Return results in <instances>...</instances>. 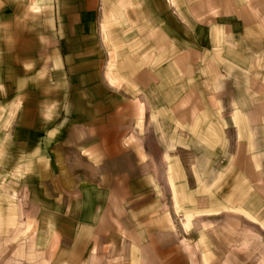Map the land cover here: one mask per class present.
Wrapping results in <instances>:
<instances>
[{"label": "rangeland", "instance_id": "374dc122", "mask_svg": "<svg viewBox=\"0 0 264 264\" xmlns=\"http://www.w3.org/2000/svg\"><path fill=\"white\" fill-rule=\"evenodd\" d=\"M115 1L127 10L114 9ZM150 1L0 0V264H139L137 236L152 229L181 247L186 264H264V203L230 167L234 131L215 117L176 126L158 89L149 90L147 124L171 148L173 191L162 183L168 162L157 144L156 160L143 154L142 172L154 184L122 185L120 216L109 227H99L94 209L80 222L82 209L58 196V171L97 175L81 153L91 121L83 104L105 109L115 101L99 97L101 80L121 96L135 93L122 71L135 66L141 42L122 37L143 35L151 20L154 47L161 45L169 0Z\"/></svg>", "mask_w": 264, "mask_h": 264}, {"label": "crops", "instance_id": "0c3cea01", "mask_svg": "<svg viewBox=\"0 0 264 264\" xmlns=\"http://www.w3.org/2000/svg\"><path fill=\"white\" fill-rule=\"evenodd\" d=\"M125 2L115 1L114 9L127 10ZM150 10L146 16L152 15L153 7ZM131 12H126V18L131 29H136ZM161 12L165 18L160 23L158 48L154 47V25L158 23L151 20L144 25L143 35L121 36L141 42L135 66L122 71L129 75L128 88L135 93L121 96L101 80L99 97L109 95L115 101L105 109L100 101L92 107L83 104L82 113L91 121L84 128L87 143L81 153L89 156L96 177L93 171L85 176L69 169L54 177L60 199L82 209L77 214L80 222L84 221L79 218L94 209L92 216L102 218L99 227H109L120 216L116 200L121 199L117 194L124 193L122 185L154 184V178L142 172L143 154L156 160L152 154L157 144L164 149L162 159L168 162L167 180L163 169L160 173L166 180L162 183L170 191L171 182L175 184L178 173L172 171L176 170L173 166L169 168L171 148L164 135L159 142V134L147 124L149 104L154 103L151 89L163 95L176 126L192 127L215 117L231 127L235 139L230 167L254 199L264 203V0H169V4L162 3ZM103 193V199L91 198V194ZM137 237H142L139 264H186L181 247L155 229L139 232Z\"/></svg>", "mask_w": 264, "mask_h": 264}, {"label": "bare ground", "instance_id": "6f19581e", "mask_svg": "<svg viewBox=\"0 0 264 264\" xmlns=\"http://www.w3.org/2000/svg\"><path fill=\"white\" fill-rule=\"evenodd\" d=\"M173 187H174V186H173V184H172V182H171V188H172V191H173ZM174 193H175V195L177 196V193H176V192H174ZM174 201H175V200H174ZM176 204H177V202H176ZM191 223H192V222H191ZM191 223H190V224H191ZM185 225H186V224H185ZM190 226H191V225H190Z\"/></svg>", "mask_w": 264, "mask_h": 264}]
</instances>
